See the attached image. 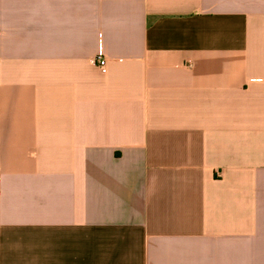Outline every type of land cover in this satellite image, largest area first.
<instances>
[{"label": "crops", "instance_id": "crops-1", "mask_svg": "<svg viewBox=\"0 0 264 264\" xmlns=\"http://www.w3.org/2000/svg\"><path fill=\"white\" fill-rule=\"evenodd\" d=\"M0 264H264V0H0Z\"/></svg>", "mask_w": 264, "mask_h": 264}, {"label": "built area", "instance_id": "built-area-1", "mask_svg": "<svg viewBox=\"0 0 264 264\" xmlns=\"http://www.w3.org/2000/svg\"><path fill=\"white\" fill-rule=\"evenodd\" d=\"M95 64L98 65L103 71H106V59L103 55L102 49L99 50V54L94 60Z\"/></svg>", "mask_w": 264, "mask_h": 264}]
</instances>
